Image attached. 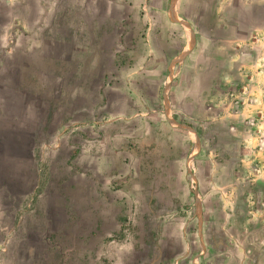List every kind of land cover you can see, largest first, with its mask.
Returning a JSON list of instances; mask_svg holds the SVG:
<instances>
[{
    "label": "crops",
    "instance_id": "0c3cea01",
    "mask_svg": "<svg viewBox=\"0 0 264 264\" xmlns=\"http://www.w3.org/2000/svg\"><path fill=\"white\" fill-rule=\"evenodd\" d=\"M160 2L129 74L142 102L129 118L131 129L141 128L142 183L132 192L146 197L143 225L108 239L123 230L122 203L114 191L88 187L85 174L95 183L121 165L117 177L128 179L131 164L120 162L115 144H76L79 189L41 190L53 199L42 227L31 231L40 241L28 242L54 249V231L76 229L70 249L14 255L13 264H264V0ZM50 132L34 157L39 166L44 152L70 148L69 129ZM56 132H65V144ZM69 196L81 197L75 220L67 216Z\"/></svg>",
    "mask_w": 264,
    "mask_h": 264
},
{
    "label": "rangeland",
    "instance_id": "374dc122",
    "mask_svg": "<svg viewBox=\"0 0 264 264\" xmlns=\"http://www.w3.org/2000/svg\"><path fill=\"white\" fill-rule=\"evenodd\" d=\"M159 3L0 0V255L4 264H13L12 256L26 252L60 255L70 249L76 229L64 234L54 231L50 239L54 249L28 242L40 241L30 239L31 231L42 227L52 203V196L40 194L44 188L48 194L55 188L73 194L79 189L82 175L75 166L76 144H96V148L115 144L120 162L131 164L128 179L117 177L124 171L118 170L121 165L95 183L85 174L88 187L114 191L116 201L122 203L117 213L123 230L108 239L143 225L146 213L140 209L146 197L132 192L142 183L141 128L134 124L132 130L129 118L132 110L140 113L142 102L131 90L129 74L132 62L140 57L141 31L154 19L151 11ZM45 39L50 46L45 47ZM63 127L71 131L70 148H59L57 154L44 152L46 165L36 164L34 157L50 131ZM156 131L149 141L156 140ZM53 135L65 144V132ZM38 175L41 180L36 181ZM78 198L66 197L70 220H75ZM53 216V225L59 226L61 214ZM18 218L19 226L12 229Z\"/></svg>",
    "mask_w": 264,
    "mask_h": 264
}]
</instances>
